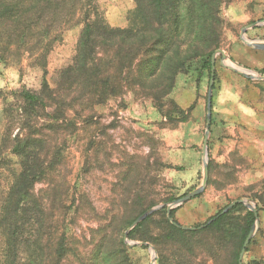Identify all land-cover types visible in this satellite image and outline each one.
<instances>
[{
    "label": "rangeland",
    "instance_id": "obj_1",
    "mask_svg": "<svg viewBox=\"0 0 264 264\" xmlns=\"http://www.w3.org/2000/svg\"><path fill=\"white\" fill-rule=\"evenodd\" d=\"M47 1L0 0V205L20 171L12 152L17 138H33L44 168L35 174L32 193L56 215L58 235L66 233L61 264H103L107 253L116 261L157 264L154 244L125 237L127 223L140 205L155 199L154 206L167 211L202 185L211 93L208 183L173 208L171 218L195 230L234 201L251 210L259 198L241 264H264V50L242 38L244 28L256 24L245 35L264 42V23L257 25L264 22V0H223L218 11L207 12L219 37L212 76L198 82L196 71L178 72L171 86L165 67L153 76L137 73L131 84L121 79L117 38L81 41L84 13L128 29L136 0ZM78 1L87 6L74 13ZM21 89L39 93L46 106L28 105L17 95ZM161 220L154 216L143 233H157ZM49 231L42 235L46 264L48 247L57 241ZM203 256L198 264H227L224 256L217 263Z\"/></svg>",
    "mask_w": 264,
    "mask_h": 264
},
{
    "label": "trees",
    "instance_id": "obj_2",
    "mask_svg": "<svg viewBox=\"0 0 264 264\" xmlns=\"http://www.w3.org/2000/svg\"><path fill=\"white\" fill-rule=\"evenodd\" d=\"M221 2L223 0H136V11L128 29L111 28L99 16L93 18L84 13L81 41L88 44L99 37L105 40L117 38L120 46L115 55L117 68L120 78L126 83L136 82L137 73L144 77L153 76L159 67H165V73H170L166 86H171L178 72L196 71L199 82L204 75L212 76V53L218 47L219 37L207 12L218 11ZM61 5V2L55 3L54 10ZM86 6L82 1L74 3V13L83 11ZM17 95L33 107L46 106L39 93L21 89ZM34 148L35 139L18 137L12 149L20 158V171L0 205V264H46L42 235L47 229L59 230V220L54 212L48 213L44 203L32 193L34 183L38 181L35 174L44 168L43 163L41 166L38 164L39 157ZM173 199L162 198L159 202ZM256 200L259 212L260 200ZM155 204L153 199L140 205L127 226ZM242 210L244 212H239ZM156 215H161L160 230L143 233ZM174 215L175 209H172L171 217ZM211 219L201 228L185 230L169 221L163 207L136 225L129 232V237L154 244L159 253L157 264H198V254L204 255L203 258L209 262L217 263L219 257L224 256L227 264H240V253L255 223V213L237 203L229 211H220ZM54 231H49V236L54 238L57 234V241L53 248L48 247L47 264H61L67 256L66 233L58 235ZM103 261V264H131L126 257L116 261L113 253L105 254Z\"/></svg>",
    "mask_w": 264,
    "mask_h": 264
},
{
    "label": "water",
    "instance_id": "obj_3",
    "mask_svg": "<svg viewBox=\"0 0 264 264\" xmlns=\"http://www.w3.org/2000/svg\"><path fill=\"white\" fill-rule=\"evenodd\" d=\"M264 22H260L258 23L257 25H262ZM256 24H250L248 26H246L243 30V35H242V38L250 45H252L253 47L257 48V49H261V50H264V42H258V41H253L252 39H250L249 37H247L246 34V31L247 29L249 28H252L254 27ZM219 53L222 54L223 57H226V54L222 51V50H218ZM212 62L214 64L215 62V57L213 55L212 57ZM228 68H231L233 71H239L238 69H235V68H232L230 66H226ZM245 72H246V76L249 77L250 75L249 74V70L247 69H243ZM212 71H214V66L212 68ZM252 78L254 79H260V77H257V76H252ZM213 85V78L211 80V86ZM211 118H212V94L209 93V96H208V108H207V124H206V134H205V139H204V145H203V162H204V177H203V182H202V185L197 188L195 191H193L192 193L186 195V196H183L179 199H176L172 202H170L167 206H168V210H167V213H168V217L170 219V221L174 224H176L173 219L171 218V210L179 205H181L182 203L190 200L191 198L199 195L203 190L204 188L206 187L207 183H208V178H209V166H208V138H209V133H210V124H211ZM238 202H243L244 201H234L233 203H231L226 209L225 211L229 210L230 208H232L236 203ZM161 207H163V205H156L152 208H150L149 210H147L146 212H144L142 215H140L137 219H135V221L132 223V225L128 228V230L126 231L125 233V237L127 238L129 232L136 226L138 225L141 221H143L147 216L151 215L152 213H154L156 210L160 209ZM249 208L255 213L256 217H257V208L255 206H249ZM183 228H186V227H183ZM255 232V228L252 229L250 235L248 236V238L246 239L245 243H244V247L240 253V261L242 260V256H243V253L245 251V247L247 246V244L249 243L250 241V238L251 236L253 235V233ZM129 245L133 246L135 244H138L140 245V243H133V242H128ZM152 250H153V260H155V256H156V252L154 250V248L152 247ZM241 264V263H240Z\"/></svg>",
    "mask_w": 264,
    "mask_h": 264
}]
</instances>
